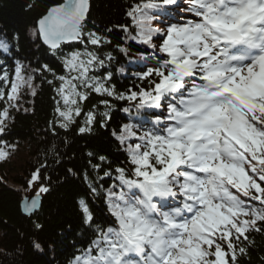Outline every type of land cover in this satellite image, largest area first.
Listing matches in <instances>:
<instances>
[{
  "label": "snow or ice",
  "instance_id": "1",
  "mask_svg": "<svg viewBox=\"0 0 264 264\" xmlns=\"http://www.w3.org/2000/svg\"><path fill=\"white\" fill-rule=\"evenodd\" d=\"M169 10H178L182 22L154 26ZM89 12V0H65L37 22L35 34L61 60L65 74L48 64L28 71L19 60L10 71L7 59H0V136L12 112L21 109L25 90L35 95L32 72L53 77L47 80L56 93L53 131L56 122L69 129L82 112L79 133L91 132L97 122L106 126L109 112L100 121L95 111L84 112L93 92L128 102L124 112L135 108L138 116L150 117L112 133L130 168L113 170L103 155L101 163L89 160L97 172L89 192L102 196L107 216L97 217L86 198L79 201L84 233L69 264H239L252 243L250 233L264 232V0H183V6L146 0L130 6L126 15L135 34L120 27L125 42L143 46L135 55L145 68L123 92L112 83L106 63L111 55H98L112 44L104 33L113 29L88 30ZM73 42L84 50L65 53L63 46ZM116 47L130 54L131 46ZM9 53V38L0 37V55ZM100 103L111 107L108 99ZM6 147L0 160L9 155ZM46 170L42 163L28 179L40 193L49 191ZM113 171L118 183L105 188ZM37 205L34 198L25 211ZM33 246L41 249L35 240Z\"/></svg>",
  "mask_w": 264,
  "mask_h": 264
},
{
  "label": "trees",
  "instance_id": "2",
  "mask_svg": "<svg viewBox=\"0 0 264 264\" xmlns=\"http://www.w3.org/2000/svg\"><path fill=\"white\" fill-rule=\"evenodd\" d=\"M61 1L0 0V37L7 36L11 46V53L0 55V59H7L6 66L10 71L15 61L19 60L28 71L48 64L57 74H65L61 60L41 43L34 32L37 20ZM144 2L146 0L89 1L87 29L102 32L113 29L111 33H104L112 44L102 46L98 55H111V62L106 60V63L113 73L112 83L121 92L131 87L137 79L136 73L145 68V62L135 55L138 50H143V46L134 41L125 42L127 33L120 27L127 26L135 34V25L126 13L130 6ZM178 3L183 6V0ZM169 11L178 18V10ZM153 13L159 14L160 9L153 10ZM164 21L172 20L167 15L160 16L154 26L160 27ZM13 36L16 39H12ZM118 44L131 46L130 54L121 53L116 47ZM93 47L89 46V50ZM63 48L65 53L83 51L84 45L75 43ZM154 63L155 60H152L147 67H152ZM103 73L104 69H100L98 74ZM32 75L35 95L31 90H25L20 101L21 109L12 112L7 133L0 136V148L7 145L6 151L9 153L6 159L0 160V264H69L76 252L73 245H79L84 233L79 201L86 198L97 217L103 219L107 216L102 196H93L89 192V183L97 180V172L89 160L92 164L101 163L98 157L103 155L113 170L122 165L130 168L124 146L112 133L119 132L124 124L139 125L150 117L143 113L138 116L135 108L124 112L123 109L129 107L128 102L93 92L84 104V112L95 111L98 121L104 112H109L111 119L107 120L106 126L102 127L101 122H97L91 132L79 133L78 128L84 126L85 116L82 112L75 117L76 123L69 129L60 128L56 122L53 131L52 125L58 115L53 99L56 93L54 87L47 83L53 77L43 72H32ZM102 99L110 101V109L100 103ZM145 126L150 127L149 124ZM89 152L96 159L89 157ZM42 163L47 165L45 175L49 180L45 183L49 191L42 193L39 210L32 216H26L20 201L29 190H39L38 186H29L28 179ZM102 166L106 167V164ZM69 169H72L71 173ZM115 176L113 171L112 179L105 178V188L118 183ZM249 239L252 243L247 255L239 257V264H264V232H252ZM34 240L40 243V250L33 246Z\"/></svg>",
  "mask_w": 264,
  "mask_h": 264
},
{
  "label": "water",
  "instance_id": "3",
  "mask_svg": "<svg viewBox=\"0 0 264 264\" xmlns=\"http://www.w3.org/2000/svg\"><path fill=\"white\" fill-rule=\"evenodd\" d=\"M65 2V0H62L61 1V3H59V4H56V5H53V6H51L50 8H52V7H55V6H58V5H61V4H63ZM49 8V9H50ZM48 9V10H49ZM48 10L45 12V14H43L39 19H41L44 15H46L47 13H48ZM39 19L37 20V22L39 21ZM37 22H36V25H37ZM41 40V42L43 43V40L42 39H40ZM74 43V42H73ZM44 44V43H43ZM45 45V44H44ZM46 47H48L47 45H45ZM36 199L37 201H38V205H37V208L33 211V212H26L25 211V206H26V204L27 203H30V201L32 200V199ZM41 199H42V197L40 196V195H27V196H25L24 197V199L20 202V206H21V209H22V211H23V214H25L26 216H32L35 212H37L38 210H39V208H40V206H41Z\"/></svg>",
  "mask_w": 264,
  "mask_h": 264
},
{
  "label": "rangeland",
  "instance_id": "4",
  "mask_svg": "<svg viewBox=\"0 0 264 264\" xmlns=\"http://www.w3.org/2000/svg\"><path fill=\"white\" fill-rule=\"evenodd\" d=\"M34 191H39V190H37V189H33Z\"/></svg>",
  "mask_w": 264,
  "mask_h": 264
}]
</instances>
